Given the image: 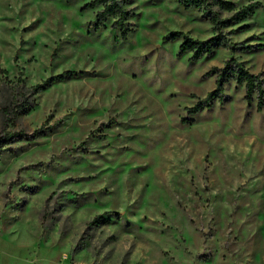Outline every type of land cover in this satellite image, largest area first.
<instances>
[{"label":"rangeland","instance_id":"obj_1","mask_svg":"<svg viewBox=\"0 0 264 264\" xmlns=\"http://www.w3.org/2000/svg\"><path fill=\"white\" fill-rule=\"evenodd\" d=\"M87 1L0 0V133L39 131L0 143V264H264V105L227 80L219 102L185 112L229 57L264 78V0H227L261 5L221 29L249 50L195 60L162 37H208L201 10L120 0L121 38L111 17L93 27ZM63 70L76 75L27 94Z\"/></svg>","mask_w":264,"mask_h":264},{"label":"trees","instance_id":"obj_2","mask_svg":"<svg viewBox=\"0 0 264 264\" xmlns=\"http://www.w3.org/2000/svg\"><path fill=\"white\" fill-rule=\"evenodd\" d=\"M183 9L194 8L203 12L204 18L210 24L212 33L204 39H192L187 36L180 35L179 32H169L165 34L163 40H172L181 36V42L178 44V53L189 52V59L195 60L202 55H208L213 48H228L229 50L247 51L251 48L250 45H232L229 44L226 34L221 33V29L230 24L238 23L246 19L257 8H261L260 3L251 1L239 8L233 9V3L227 0H214L216 6L220 9L232 10L230 15L226 18L219 19L214 12L207 7L206 0H174ZM97 8L94 13L93 27L95 29L103 25L108 17L112 18L111 26L119 30L121 38H123L129 28L125 24L128 16V11L123 8L120 0H88L81 6V10ZM264 47V45H255ZM205 75L212 74L214 76L213 88L208 91L204 97L192 106L185 109L187 114H195L207 107L211 101L219 102L222 99V85L227 80H231L235 85L242 86V98L245 103L249 104L254 99V108L256 111L264 105V78L259 77L258 74L249 72L240 61L234 58H227L222 61L220 67H211ZM76 73L72 70H63L54 75L48 76L39 83L28 87L27 94L31 97L42 91L45 87L56 81H61L65 78L75 76ZM32 101L26 97L17 100L10 108L3 107V122L2 126L12 125L13 118L21 113H25L31 106ZM184 119H181L183 122ZM2 131L4 130L1 128ZM0 133V143H9L14 140H29L39 131L25 133L21 130ZM97 216L93 217L88 224H94Z\"/></svg>","mask_w":264,"mask_h":264}]
</instances>
